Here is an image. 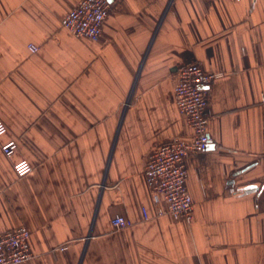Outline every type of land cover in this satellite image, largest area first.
<instances>
[{
	"label": "crops",
	"instance_id": "obj_1",
	"mask_svg": "<svg viewBox=\"0 0 264 264\" xmlns=\"http://www.w3.org/2000/svg\"><path fill=\"white\" fill-rule=\"evenodd\" d=\"M80 1L0 0V232L29 227L22 264H264V0H112L96 40L61 24ZM189 62L222 74L186 159L191 222L158 216L145 177L155 147L191 137L174 96Z\"/></svg>",
	"mask_w": 264,
	"mask_h": 264
},
{
	"label": "built area",
	"instance_id": "obj_2",
	"mask_svg": "<svg viewBox=\"0 0 264 264\" xmlns=\"http://www.w3.org/2000/svg\"><path fill=\"white\" fill-rule=\"evenodd\" d=\"M112 0H81L62 18L61 24L76 37L98 39L102 25L111 11ZM29 49L38 51L39 45L29 44ZM222 76L210 73L198 62L185 64L174 86L176 104L186 117L192 130L190 139L180 135L155 147L148 156L145 177L157 206V215L169 214L176 219H193L194 201L187 186V157L207 149L210 142L209 92L208 86ZM8 132V126L0 119V138ZM19 148L16 139L1 142V149L6 157L12 159ZM13 169L18 177H23L33 170V164L27 158L13 162ZM165 200L166 205H162ZM145 219L151 218L144 208ZM133 221L121 214L113 217L115 229L130 226ZM65 249L66 246H62ZM35 257L32 248L31 231L26 225L0 232V264H22Z\"/></svg>",
	"mask_w": 264,
	"mask_h": 264
}]
</instances>
